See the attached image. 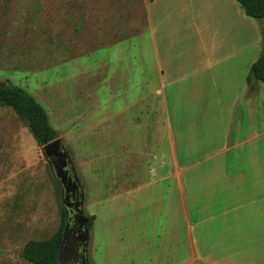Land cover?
<instances>
[{
    "label": "crops",
    "instance_id": "crops-1",
    "mask_svg": "<svg viewBox=\"0 0 264 264\" xmlns=\"http://www.w3.org/2000/svg\"><path fill=\"white\" fill-rule=\"evenodd\" d=\"M184 1L146 0L143 38H115L113 58L98 59L86 133L103 138L97 154L82 155V211L94 217L90 237L101 226L116 258L124 251L146 257L148 241L166 238L178 242L166 264H264V107L260 119L249 117L253 111L243 104L254 82L247 84L248 74L240 63L238 74V60L227 52L224 19L233 0H193V19L208 14L218 24L213 32L188 28L196 37L178 31ZM168 9L173 27L157 40L153 18ZM175 48L192 57H174ZM234 83L240 92L224 104ZM107 158L113 163L105 167ZM100 179L102 217L90 212L88 198L90 180Z\"/></svg>",
    "mask_w": 264,
    "mask_h": 264
},
{
    "label": "rangeland",
    "instance_id": "rangeland-1",
    "mask_svg": "<svg viewBox=\"0 0 264 264\" xmlns=\"http://www.w3.org/2000/svg\"><path fill=\"white\" fill-rule=\"evenodd\" d=\"M192 1L183 3L187 12L183 22H179L178 31L190 33L188 28L196 26L213 32L218 26L217 21L206 12L201 11L207 14L201 18L193 19L189 15ZM145 2L0 0V82L24 90L44 109L55 133L54 140L60 141L61 149L68 156V167L79 190L81 184L85 188L87 185L88 167L84 168L85 177L81 179L82 155L97 154L100 150L98 139L103 138L96 130L86 133L88 108L95 100L91 93H96L95 81L101 62L98 59L113 58L114 50L109 48L115 38L127 41L130 34L143 38ZM232 3L233 7L227 9L224 19L227 52L233 54V60H238V74L240 64L248 74L247 65L250 66L260 52L264 53V19L258 22L246 18L234 0ZM173 18V9L155 14L152 24L158 34L157 40L173 27ZM254 27L258 30L254 31ZM190 34L197 36L193 29ZM194 40L196 38H191ZM143 41H140L142 47ZM230 45L232 51H228ZM188 52L192 57L190 50L175 48L172 54L176 58H185ZM138 57H141V51ZM231 87L234 92L224 98V104H230L240 92L239 83ZM155 101V98L151 99V102ZM244 102L243 107L253 111L249 117L260 119L264 84L254 82V93L247 102L244 98ZM106 139L111 140V135ZM101 163L107 167L113 160L107 158ZM97 164L94 159L90 167ZM93 182L90 189L95 190L88 198L95 207L90 212L102 217L104 209L97 203L103 197L98 186L103 188L104 179L90 180V184ZM68 210L72 211V208L64 205V190L45 158L42 146L35 142L23 119L10 107L0 106V264H28L20 258L24 245L28 241L47 240L56 233L62 212L67 217V226L59 260L66 264L75 255L78 234L76 214H69ZM80 210L86 218L82 204ZM102 229L95 225L91 237L88 232L84 254L89 264H166L170 259L175 260L169 257L176 258L178 253V242L154 238L147 243L146 257H130L124 251L116 258L107 252L109 243L102 240ZM124 241L122 247H127V240Z\"/></svg>",
    "mask_w": 264,
    "mask_h": 264
},
{
    "label": "trees",
    "instance_id": "trees-1",
    "mask_svg": "<svg viewBox=\"0 0 264 264\" xmlns=\"http://www.w3.org/2000/svg\"><path fill=\"white\" fill-rule=\"evenodd\" d=\"M245 17L254 21L264 19V0H235ZM257 82L264 84V53L251 65L247 84ZM0 106L10 107L21 119L39 146H45L55 139V133L50 127L44 109L24 90L0 82ZM94 217H86L84 230L89 232ZM67 217L62 212L60 225L56 233L44 241H28L20 254V258L28 264H60L59 252ZM84 254V264H89Z\"/></svg>",
    "mask_w": 264,
    "mask_h": 264
},
{
    "label": "water",
    "instance_id": "water-1",
    "mask_svg": "<svg viewBox=\"0 0 264 264\" xmlns=\"http://www.w3.org/2000/svg\"><path fill=\"white\" fill-rule=\"evenodd\" d=\"M42 151L44 153L45 158L51 163V165L53 167L55 177L59 181V183L61 184V186L64 190V196H65V201H66L67 196H68V186L71 187V190H74V191L78 190V185L76 184V182H74L72 180L71 176H69V173L67 171L68 156H67L66 152H64L61 149V144H60L59 140H53L52 142L43 146ZM64 205L69 208V206L67 204L64 203ZM73 206H74V211L78 214V217L80 220V224H81L80 230H81V234H82V243L85 246L87 243V240H88V232H86L85 230L82 231V229L86 223V218L82 216V212L80 210L81 194H80L79 200L75 201ZM64 235H65V231L63 234V240H62L60 252H61V249H62V246L64 243ZM60 252H59V256H60ZM83 259H84V257H83Z\"/></svg>",
    "mask_w": 264,
    "mask_h": 264
},
{
    "label": "flooded vegetation",
    "instance_id": "flooded-vegetation-1",
    "mask_svg": "<svg viewBox=\"0 0 264 264\" xmlns=\"http://www.w3.org/2000/svg\"><path fill=\"white\" fill-rule=\"evenodd\" d=\"M67 171L69 173V176H71L72 180L74 181V177L72 175V173L69 170V167H67ZM75 182V181H74ZM80 198V190L78 187L77 191L71 190V187L68 186V196H67V200L65 201V196H64V203L67 204L69 206V208H72L71 210H68L69 214H76V223H77V238H76V245H75V249H74V253L75 255H73L72 257H70L69 261L66 264H84L83 261V257H84V253H85V247L84 244L82 243V234H81V230H80V220L78 217V214L74 211V206L73 204L75 203V201L79 200ZM73 200L72 203H70V201ZM63 250V249H62ZM61 264V263H60Z\"/></svg>",
    "mask_w": 264,
    "mask_h": 264
}]
</instances>
